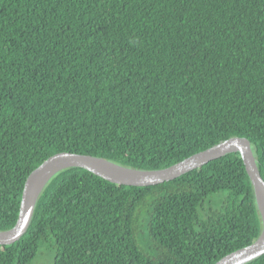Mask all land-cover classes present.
I'll return each instance as SVG.
<instances>
[{
  "label": "trees",
  "instance_id": "16d2710c",
  "mask_svg": "<svg viewBox=\"0 0 264 264\" xmlns=\"http://www.w3.org/2000/svg\"><path fill=\"white\" fill-rule=\"evenodd\" d=\"M231 137L264 180V0H0V231L52 155L160 170ZM260 231L239 153L143 187L69 168L0 264H214Z\"/></svg>",
  "mask_w": 264,
  "mask_h": 264
},
{
  "label": "water",
  "instance_id": "95a60500",
  "mask_svg": "<svg viewBox=\"0 0 264 264\" xmlns=\"http://www.w3.org/2000/svg\"><path fill=\"white\" fill-rule=\"evenodd\" d=\"M229 153H239L242 159L253 188L261 231L252 244L225 255L214 264H246L264 254V180L257 168L250 142L246 138L239 137H231L160 170L133 169L90 155L72 153L52 155L27 176L16 223L11 229L0 231V245L14 243L25 233L31 221L35 204L44 187L61 171L69 168H82L113 184L143 187L173 180Z\"/></svg>",
  "mask_w": 264,
  "mask_h": 264
},
{
  "label": "rangeland",
  "instance_id": "374dc122",
  "mask_svg": "<svg viewBox=\"0 0 264 264\" xmlns=\"http://www.w3.org/2000/svg\"><path fill=\"white\" fill-rule=\"evenodd\" d=\"M40 264H45V262L44 261H40Z\"/></svg>",
  "mask_w": 264,
  "mask_h": 264
}]
</instances>
